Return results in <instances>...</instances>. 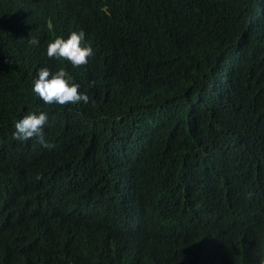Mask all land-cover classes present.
I'll return each mask as SVG.
<instances>
[{"label": "trees", "instance_id": "1", "mask_svg": "<svg viewBox=\"0 0 264 264\" xmlns=\"http://www.w3.org/2000/svg\"><path fill=\"white\" fill-rule=\"evenodd\" d=\"M0 264H264V0H0Z\"/></svg>", "mask_w": 264, "mask_h": 264}, {"label": "clouds", "instance_id": "2", "mask_svg": "<svg viewBox=\"0 0 264 264\" xmlns=\"http://www.w3.org/2000/svg\"><path fill=\"white\" fill-rule=\"evenodd\" d=\"M32 45H38L39 41L30 40ZM94 50L90 43H85L83 31H73L65 40L56 38L48 44L47 56L59 58L71 63L73 67L86 66L89 58L93 57ZM71 76L64 69L52 73L49 68L42 67L38 71V79L34 82L33 91L47 105H77L81 102L88 104L90 97L80 91V85L74 82ZM48 120L47 113L39 115L28 114L15 123L13 139L17 141L34 140L37 144L51 148L54 145L45 139L44 126Z\"/></svg>", "mask_w": 264, "mask_h": 264}]
</instances>
